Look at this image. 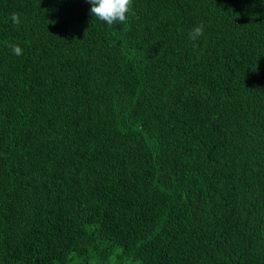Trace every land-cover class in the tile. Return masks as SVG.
<instances>
[{
	"label": "trees",
	"instance_id": "16d2710c",
	"mask_svg": "<svg viewBox=\"0 0 264 264\" xmlns=\"http://www.w3.org/2000/svg\"><path fill=\"white\" fill-rule=\"evenodd\" d=\"M90 8L0 0V264H264V0Z\"/></svg>",
	"mask_w": 264,
	"mask_h": 264
},
{
	"label": "clouds",
	"instance_id": "9594fccd",
	"mask_svg": "<svg viewBox=\"0 0 264 264\" xmlns=\"http://www.w3.org/2000/svg\"><path fill=\"white\" fill-rule=\"evenodd\" d=\"M87 2L91 4L90 14L108 26L126 23L129 19L128 14L132 8V0H87ZM11 19L13 23L19 25L20 19L18 13H13ZM203 35L204 25L199 24L191 29L188 33V38L195 42ZM9 47L14 54H22V49L18 45H9Z\"/></svg>",
	"mask_w": 264,
	"mask_h": 264
}]
</instances>
